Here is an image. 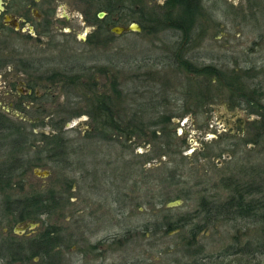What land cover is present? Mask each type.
Listing matches in <instances>:
<instances>
[{"label":"rangeland","instance_id":"rangeland-1","mask_svg":"<svg viewBox=\"0 0 264 264\" xmlns=\"http://www.w3.org/2000/svg\"><path fill=\"white\" fill-rule=\"evenodd\" d=\"M140 3L142 12L124 9L118 23L137 21L145 10L147 16L160 13L156 4L162 0ZM202 4L189 43L183 44L181 31L169 26L156 33L129 30L115 34L109 30L111 24L104 43L94 39L91 43L88 35L93 28L83 21L84 3L62 9L68 19L57 20L59 30L53 36H32L22 42V57L33 60L44 73L87 68L92 73L88 77L96 79V90L112 96V109L122 122L139 123L133 117L143 108L148 112L145 123L169 114L164 122L146 124V130L157 129L155 140L150 135L126 139L124 135L102 138L88 133L92 126L85 109L87 99L93 97L92 86L36 78L31 93L16 88L9 91L7 83L20 73L15 70L16 61L0 67V111L24 133L14 136L17 140L13 135L0 138V160L15 155L23 158L15 160L17 163L24 161L12 175L9 191L24 195L54 188L69 195L66 204L42 214L23 230L10 215H0V241L13 237L22 250L13 261L10 254L1 255L0 264H32L23 259L26 243L48 224L55 225L62 237V245L55 248L59 264H264V254H256L253 260L229 251L236 233L233 221H214L198 228L196 235L190 234L191 226L200 221L196 211L202 195L225 198L230 191L225 185L231 178L264 182V130L255 125L260 116L245 103L237 104V98H231L217 78L190 77L177 61L181 54L198 65L252 68L254 80L264 90V0H203ZM70 26L75 39L70 38L72 32L63 31ZM103 65L109 67L108 72L97 70ZM112 71L118 77V99L111 88ZM39 73L33 71L34 77ZM190 83L201 89L203 99L209 98L199 107L192 100L185 101ZM61 122L72 152L69 161L56 164L46 150L37 154L43 146L34 138L43 130L57 131L54 125ZM26 132L29 141L23 150H11L12 143H19ZM37 155L40 163L29 164L28 159L34 162ZM36 167L48 168L50 173L37 175ZM2 193L0 190V199ZM181 215L188 218L176 224ZM234 222L242 224L236 233L240 243L260 236L258 225Z\"/></svg>","mask_w":264,"mask_h":264},{"label":"trees","instance_id":"trees-1","mask_svg":"<svg viewBox=\"0 0 264 264\" xmlns=\"http://www.w3.org/2000/svg\"><path fill=\"white\" fill-rule=\"evenodd\" d=\"M141 10H143V8L140 3L139 9H134V11L140 12ZM156 11H159L160 13L152 14V12H150L147 16L148 11L145 10L142 14L143 19L140 17L137 18L141 30L136 32L144 31L146 33H156L164 27L169 26L181 31L182 43L183 41L184 43H189L191 41L192 32L196 26L198 14H201V11H203V4L199 0H164L162 4H156ZM94 19H96V17H94L93 20ZM106 21L108 24L107 28L104 29V31L103 29L98 28L96 31L91 32L88 36L89 42L93 43L92 40L94 39L95 42L104 43V39L108 37V26L112 23L110 18H107ZM146 22H149L150 24H146ZM99 35H102V38H99ZM177 61L179 65L190 74H187L190 77L191 74H204L206 77L209 76L210 80H213L214 78L220 80L222 85L226 87L227 91L231 93V98L234 96L237 98V104L245 103L249 106L251 111L256 112L260 116L259 122L255 125H258V129L261 130V132L264 130V101H262V97H264L263 84L254 80L256 72L253 73L251 71L252 68L240 69L232 67L230 69H222L212 63L198 65L181 54H178ZM108 68V66L103 65L98 67L97 70L101 73H106L109 71ZM87 72L88 69L85 67H77L76 71L70 67L53 70V75L58 76L57 80H66L71 86H92L93 97H90V100L87 99V109H85L90 116L92 126L91 131L87 129L88 133L99 135L102 138H112L124 135V137L128 139L133 135H150V140L156 139L157 129L151 128L146 130V124L150 125L164 122L169 118V114H160L155 121L152 120L145 123L144 119L146 118L145 113L147 111L143 108L140 109V112L136 111L135 116L133 117V119L138 118L139 123H135L131 119L122 122L121 116L118 115L115 109H112V96L105 91H97L95 88L97 84L96 79L89 78L87 74L92 75V73ZM111 74V88L118 99L121 91L118 87L117 73L112 71ZM185 92V101L190 102L192 100L191 103H194L196 107L202 105L203 100L205 101L209 99L208 97L203 99V92L201 89H198V87L194 88V85L191 83L187 85ZM228 98L230 97L228 96ZM188 99L189 101H187ZM186 111L187 109H184L183 113ZM63 124L64 123L61 122L59 125H54V128L58 129L57 131L45 132L43 130L39 132V138H34L37 141L42 142L43 146L37 150V154L46 150L48 156L51 157L52 161L56 164L63 161H69L72 152V149L69 147V138L61 129ZM21 126L23 130L24 125ZM148 131L150 133H148ZM20 133V136L24 134L21 132L20 125L16 124L7 114L0 111V138H2V136L7 137L13 135L12 137L14 140H17L14 136ZM26 133V137L19 140V143L16 141L12 143L11 150H23L24 144L29 141L28 132ZM259 133L260 132H258V134ZM18 158L23 159L20 156L14 155L8 160H0V190L3 192L2 198L0 199V204L2 205V207H0V215H10L11 221L18 223L28 220L35 221L40 219L42 214L53 213L60 204H66L69 195L65 196L61 192H57L54 188H49L46 191L38 190L24 195H17L10 192V180L12 175L16 174L15 171L17 169L19 170L22 165H24L23 160L21 161L19 159L21 161L19 163L15 161H18ZM40 158L41 157L37 155L34 158V162L28 159V163L37 165L41 161ZM67 185H70V181L67 182ZM225 186L228 187L230 191L223 199H218L216 195L209 196V198L205 195L200 197L198 203L199 208L196 211L200 221H197L191 226L190 234L191 236H194L196 235L198 228H204L214 221H220L223 219L233 221L232 225L236 228V233L241 230L242 224L234 221L241 220L244 221V223L247 222L258 225L260 228V236L255 241L251 242V240L247 238L244 242L240 243L241 240L238 235L239 233L236 234L234 232L232 235L234 242L229 244V251L231 253L247 254L254 260L256 254H264V182L260 181L255 183L250 180L242 181L239 178H231ZM167 197L169 196H166V198ZM184 218L188 217H185L184 215L178 217L175 221L176 224H183L185 222H182ZM170 223L171 222H168L167 225ZM241 234L246 235L245 232H241ZM15 245L13 237L6 239L3 238L0 241V256L10 254L11 261H13L12 259H16L17 257H15V255L22 253V250L20 244ZM61 245L62 237L59 230L55 225L48 224L38 233L28 238L26 243L27 251L23 252V259H29L32 264H59V261L56 260L55 254L57 252L55 248ZM36 256L38 259L32 260ZM19 258L20 257H18V259ZM195 264L219 263H205L199 261ZM252 264H259V261Z\"/></svg>","mask_w":264,"mask_h":264},{"label":"flooded vegetation","instance_id":"flooded-vegetation-1","mask_svg":"<svg viewBox=\"0 0 264 264\" xmlns=\"http://www.w3.org/2000/svg\"><path fill=\"white\" fill-rule=\"evenodd\" d=\"M141 0H0V67L7 66L15 62V70L19 71L16 78L9 80L6 86L9 91L16 88L20 93H31L34 89L33 81L36 78L57 80L58 76L53 75V71L44 73L39 66L33 65V60L22 57L24 43L27 37L41 38L42 35L53 36L56 29L57 20L60 18L68 19L62 9L71 8L76 3H84L81 9L85 22L92 26L93 31L107 28V18H110L111 25L118 24L119 15L124 9L134 13V9H139ZM164 0H162L163 2ZM203 1V0H199ZM92 3H94L92 5ZM95 7V8H94ZM70 10V9H69ZM104 11L105 17L99 18V12ZM103 14V15H104ZM96 19L93 20V18ZM99 18V19H98ZM106 18V19H105ZM105 19V21H104ZM102 21V22H100ZM137 22V21H136ZM121 24V23H120ZM63 31L72 32L70 38L75 39L71 26ZM111 31V30H110ZM112 32V31H111ZM114 33V32H112ZM53 34V35H52ZM116 34V33H115ZM89 36V35H88ZM102 38V35H99ZM40 69V70H39ZM40 71L38 76L34 77L33 71ZM54 70V69H53ZM17 73V72H16ZM24 75V77L21 76ZM36 81V80H35ZM23 85H17V84ZM38 90L35 89L33 94L37 95ZM30 96V95H29ZM21 221L19 223H22Z\"/></svg>","mask_w":264,"mask_h":264},{"label":"water","instance_id":"water-1","mask_svg":"<svg viewBox=\"0 0 264 264\" xmlns=\"http://www.w3.org/2000/svg\"><path fill=\"white\" fill-rule=\"evenodd\" d=\"M104 14V11H100L99 12V16H102ZM110 30L116 34H120L124 31H129V30H135V31H139L141 30V26L138 22L136 21H131L127 24H115V25H112ZM82 38H85L84 35H80ZM34 172L37 174V175H43V176H46L50 173V170L48 168H43V169H39L38 167L34 168ZM36 222H34L33 220H29V221H25V222H22L21 225H20V228L21 230L25 229L26 227H30V226H33Z\"/></svg>","mask_w":264,"mask_h":264}]
</instances>
